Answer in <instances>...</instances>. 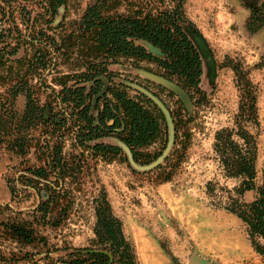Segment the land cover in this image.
Here are the masks:
<instances>
[{"label":"rangeland","instance_id":"1","mask_svg":"<svg viewBox=\"0 0 264 264\" xmlns=\"http://www.w3.org/2000/svg\"><path fill=\"white\" fill-rule=\"evenodd\" d=\"M262 3L264 0H186L185 30L201 56L200 87L206 97L198 107L187 109L192 118V136L169 182H161L160 172H154L158 166L145 172L134 169L127 154L117 146L119 140L115 137L92 142V145H110L121 150V155L105 161L91 151L76 147L72 135L65 134L62 157L72 172L68 171L69 176L63 180L48 170L45 178L32 173L37 168H45L48 151L43 148L46 137L43 126L29 131L39 143L34 141L24 156L13 154L6 144L0 145V264H46L43 259L47 256L57 260L70 249L90 246L94 239V209L102 197L121 221L123 233L133 245L137 264H264V258L251 247L246 226L232 214L213 208L218 201L227 202L238 183L222 178L212 154L214 133L231 127L237 113L240 83L231 67L236 65L248 73L258 91L255 183L262 185L264 26L255 32L249 27L251 10L259 9ZM91 4L93 0H65L50 25L54 29L48 34L57 38L68 35L72 24L79 21ZM0 7L5 8L8 17L7 4L0 3ZM35 14L33 12L32 16ZM14 16L15 21L11 22L0 10V42L4 37L13 36L14 31L11 35L6 31L14 22L19 31L26 34L17 20L19 16ZM25 53L21 48L9 58L10 62L0 64V106L5 109L10 107L11 86L25 72V68L16 63ZM75 57H71L69 63H75ZM62 60L58 61V71L65 73L74 69ZM141 66L155 70L152 65ZM108 70L110 83L126 87L128 96L142 95L131 87L137 86L153 94L170 111L177 110V95L172 92L174 97H171L170 90L139 75L143 69L125 63L110 65ZM52 79V74L45 71L41 78L31 77L29 84L39 85L42 91L49 86L58 90L52 85ZM103 81L104 90L110 83L104 78ZM85 86L89 88L91 83ZM45 100L46 94H41L40 104ZM25 103V97L18 95L14 112L21 115ZM58 134L56 136H60ZM149 150L159 151L160 144ZM208 182L214 186L215 199L206 193ZM255 197V192H248L244 200L251 202ZM50 198L47 213L38 212L37 208ZM5 224L8 231L2 227ZM22 224L33 231V241L27 245H21L16 235L11 236V230H17Z\"/></svg>","mask_w":264,"mask_h":264},{"label":"trees","instance_id":"2","mask_svg":"<svg viewBox=\"0 0 264 264\" xmlns=\"http://www.w3.org/2000/svg\"><path fill=\"white\" fill-rule=\"evenodd\" d=\"M185 2L93 0L79 21L72 24L70 33L57 38L48 31L54 29L50 25L65 0H0L10 11L6 17L5 8L0 7L2 16L12 22L15 21L14 15H18L17 20L26 32L22 34L14 22L6 31L9 35L14 31L13 36L10 39L4 37L0 42V64L10 62L9 58L21 48L26 52L24 58L16 61L25 72L10 88V107L0 106V145L6 144L13 154L24 156L36 141L29 131L43 126L48 131L43 132L46 136L43 148L48 151L45 168L32 172L39 178H45L47 170L62 180L69 176L68 171L72 172L62 157L65 134L72 135L76 147L91 151L105 161L121 155V150L110 145H92V142L115 137L130 150L136 164L154 162L166 148L165 119L144 96L130 97L126 87L111 84L108 67L128 63L161 76L179 87L188 96L192 107H198L206 97L200 87L202 60L185 30ZM33 12H36L35 16H32ZM251 16L249 27L255 32L264 26V3L259 9H252ZM74 55L75 63H69ZM61 59L63 64L73 65L74 69L65 73L58 71ZM142 64L152 65L155 70L143 68ZM231 67L240 83L239 105L232 126L214 133L212 154L222 178L235 180L238 184L227 202L218 201L213 208L238 218L247 228L254 252L264 258V181L261 186L255 183L258 91L247 72L236 65ZM45 71L52 74V85L58 90L49 86L48 90L42 91L39 85L29 84L31 77L41 78ZM103 78L110 85L101 94L105 85ZM88 83H91L89 88L85 86ZM41 94H46L43 105L40 104ZM18 95H23L26 100L21 115L13 109ZM169 95L174 97L172 92ZM176 104L175 112L168 109L173 120L174 143L163 164L154 170L160 172L161 182L172 179L192 136V118L180 99ZM57 133L60 136H56ZM156 144H160V150L151 152L149 149ZM214 192L213 184L206 183V193L213 199L216 198ZM248 192L256 193L251 202L244 200ZM50 202L51 198L37 211L46 214ZM94 212L91 245L70 249L57 260L47 256L43 259L46 264H137L133 245L125 237L121 221L113 215L105 198L96 202ZM2 227L8 231V224ZM26 229L28 227L22 224L17 230H11V236L16 235L22 241L21 245L33 241V231ZM1 261L8 260L1 258Z\"/></svg>","mask_w":264,"mask_h":264},{"label":"water","instance_id":"3","mask_svg":"<svg viewBox=\"0 0 264 264\" xmlns=\"http://www.w3.org/2000/svg\"><path fill=\"white\" fill-rule=\"evenodd\" d=\"M139 75L143 76L144 78L159 84L163 87H165L166 89L170 90L171 92L175 93L177 95V97L185 104L187 109H191V103L190 100L188 98V96L179 88L177 87L174 83L170 82L169 80L155 75L153 73H149L147 71H139ZM131 86V85H130ZM132 88H134L135 90H137L139 93H141L142 95H144L148 100H150L162 113L165 122H166V126H167V144H166V148L163 151V153L161 154L160 157H158L154 162L148 164V165H144V166H140L137 165L132 157V154L130 152V150L120 141L117 142V146L120 147L121 149L124 150V152L127 154L128 159L130 164L132 165V167H134V169L138 170V171H150L153 170L154 168H156L157 166H159L164 160L165 158L168 156V154L170 153L173 143H174V126H173V120L171 118V114L169 112V110L166 108V106L158 99L156 98L153 94L149 93L148 91H146L143 88L137 87V86H131ZM105 89L101 92L104 93Z\"/></svg>","mask_w":264,"mask_h":264},{"label":"bare ground","instance_id":"4","mask_svg":"<svg viewBox=\"0 0 264 264\" xmlns=\"http://www.w3.org/2000/svg\"><path fill=\"white\" fill-rule=\"evenodd\" d=\"M197 259V258H196ZM195 263H196V261H195Z\"/></svg>","mask_w":264,"mask_h":264}]
</instances>
